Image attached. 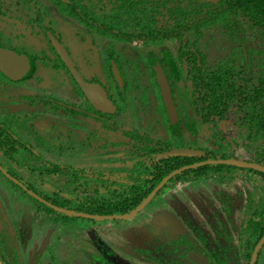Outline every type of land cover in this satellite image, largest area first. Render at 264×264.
<instances>
[{
  "label": "flooded vegetation",
  "instance_id": "af4514ba",
  "mask_svg": "<svg viewBox=\"0 0 264 264\" xmlns=\"http://www.w3.org/2000/svg\"><path fill=\"white\" fill-rule=\"evenodd\" d=\"M40 1L42 0H0V47L21 56L25 55L29 57L34 64V69L32 70L33 72L30 77L23 80H9L0 71L1 85L7 84V82L2 81V79L15 84L33 81L34 79L36 81L39 79L38 73H40V76L42 74H51L53 77L60 76V79H64L67 84L63 87V94L61 96L59 91L54 89L53 85H50L49 83L41 84L40 81L38 84L44 87H42L37 93L33 89H21L20 92H22V95L16 99L19 103H24L25 108L29 110L28 113H25L22 116L9 112L6 113L5 110H0V133L5 134V139L3 136L1 138L4 141L7 140L9 147L12 149L18 150L19 152L21 149L25 150L23 153L16 151L18 154L14 156L12 153L14 150L7 147L3 150L0 146V182H5L0 185L2 188L1 192H3L0 193L5 196L4 198L0 196V202L7 201L6 195L12 194L15 199L17 195H19L20 199L28 196L33 202L39 205V216H44L47 212L53 213L52 211H55L56 213L53 214L63 217L64 223H67L66 221H68V219L65 218H74L77 220H88L91 224H95V226L98 224L94 223V221H97L98 219L67 216L66 212L92 216L93 218L100 217L103 218L102 221L115 220L118 222H126L136 219L140 212L152 203L154 198L157 196H163L167 188H177L183 191L185 187L190 189L194 186L195 182L192 181L191 178V180L188 181L187 176L174 181L177 176L198 167L208 169L210 166H224V168H228V170L221 171V168V172L219 171L221 174L218 175V186L215 187L217 195H215L214 199L206 200L198 196L196 193L191 192L189 194V197L191 198V200L188 199L189 202L185 203L181 200L168 202L163 206L166 207L167 210L166 212H163L164 216L162 223L161 225L158 224L157 227V229L162 227V234H159V230H156L154 228L155 226H152L154 234L151 239L142 241L143 238H141V235L137 234V228L124 231L129 242L133 245H138L135 247L134 251H143V254H138V256L130 261L122 259H120V261L110 260L107 254L108 264H198V262H193L190 259V256L194 260L196 258L201 264H253L252 262L257 247L260 242L264 240V234L260 238L261 232L264 231L258 233L257 229H255L256 227L252 224L247 225L248 223H251L253 214L248 208V200L245 199L246 195L242 191V185L244 184L245 186H248L249 182L242 176L240 171L251 169H243L232 164H217L218 162L223 161H236L264 167V147L258 145L253 140L249 141L248 129L242 127L240 124L241 122L239 119L242 118V115L240 114L239 109L230 105L229 108L223 109L225 110L224 114L221 113V108L219 109V113H211L210 103L208 102V96L206 94L207 91H197V82L192 80H188L187 82V80L184 79L173 82L171 80L169 81L167 77L171 94L179 113L178 121L180 125L176 126L173 124V119L168 112V102L160 90L158 77L156 76L155 71L156 68L160 66L167 76L169 64L165 60L166 55L164 52H166L173 71L176 72L180 68L187 76V63L183 64V62L179 61L176 63V59L179 56L178 48H180V40L168 39L163 44L150 45L152 48L159 49L163 52L164 59L162 55H154L153 58L150 55L151 63L149 66H151L153 60L154 67L148 69L150 70L149 73L143 68L142 71L141 69H132L130 62L125 63L123 56L126 55L124 54H122V60L125 64L115 55H111L110 57L107 56L106 60L103 57V60L101 61L95 56H93V58L86 56L88 65L86 69L82 65L84 69L83 71L80 66V60L78 59L79 62L77 63V60H75L72 55V52L75 53L76 51L71 49L68 43L67 45L70 48L63 42L59 31L60 26L58 24L60 17L71 19L76 22L79 21L85 26L87 23L75 18L71 13H65L64 10L60 8V3H58L61 2L60 0H50L53 5L52 9L44 8ZM185 1L195 3L196 5H199L198 3L203 1L212 7H220L221 5V0L217 3L207 0ZM201 7L205 11L209 10L205 6L201 5ZM209 14L212 13L209 12ZM94 29L99 32L97 27L94 26ZM89 30L88 32H90ZM50 34H52L53 37L66 48L75 63L77 70L85 81L92 85H98L105 90L109 100L114 106L112 112H101L89 102L74 79L72 73L56 52L50 39ZM99 34L101 35L102 41L115 39L114 37L105 35L103 32H99ZM239 34L240 36L237 38L226 34V31L220 26H213L211 28L204 26L198 28V30L192 31L191 37L193 38V41L188 44V47L190 48L188 52L194 51V47L195 50H199L196 67L202 69L203 72L207 71L210 67L218 69L227 61L235 62L231 69L225 68L224 71L227 70V73L230 75L229 78L232 77L233 80L235 78H240V80H231L228 86H226L228 92L237 91L240 85L244 82L241 79H247L246 76L250 77L248 84L250 89L253 88V86H259V84H257L259 79H262L264 82V78H262L264 77L263 42L259 37H255L252 31H243ZM82 36L84 35L82 34ZM27 38L32 39L33 43L38 42L40 45V48L33 52V54H31L27 48L25 42ZM78 39L79 41L81 40V42L85 41L83 38ZM123 41L125 43L129 42L126 40ZM135 42L140 41L135 40ZM168 46L171 50L176 51V56H172V51L168 49ZM78 56L79 55L77 54V58ZM182 56H184V54ZM144 58L145 57L140 58L142 66L144 65L141 59ZM161 58L163 60H161ZM160 62H164V65L159 64ZM92 67L93 69H97V74L90 75L88 73L89 68ZM83 72L87 74V77L90 80L85 77ZM146 78H149L150 80L146 82ZM103 79H106V82H104ZM261 85L264 86V83ZM9 86L10 85L8 84L7 87ZM151 88L156 89L157 96L152 92ZM178 88L183 89L182 93H178ZM8 89L11 88H6L5 93L8 92L6 91ZM199 94L206 99H199ZM115 95L120 99V103L117 102ZM217 97H220V95ZM9 98L10 100L12 99L10 96ZM157 98L158 101L160 100L159 102H161V105H159V102L157 103L159 111V106H162L163 103L165 104L163 106H166L165 113L167 119L164 114V116L159 119L158 125H156V123L153 124V128L150 129L154 131V134L151 130L146 128L141 130L137 126L130 127L127 126L126 123L121 125V123L116 121L117 118L124 114V110H128V113L132 110L128 109V106L129 104H132L131 101L133 102V100L138 102L141 112L140 114H143V116H150L149 113H151V109L152 112H155L154 104L152 103L154 102V99ZM180 105L182 112H185L186 110L194 112V119L197 124L189 121L190 124L188 125L190 131H194L196 126H198L203 132L206 126L215 124L218 127L216 137L220 138L219 130L221 129V126L223 128L227 123L232 122L238 127V131L239 129H245L246 134L244 135L242 132L238 133L239 136L235 139L236 146L229 145L231 146L230 154L221 152L220 155H218V153L214 152L215 149H207L204 146V142L201 144L203 148H178L176 143L184 136V117L180 115ZM32 112L38 113L33 115ZM54 118L58 122V127L56 126V128L50 129L49 126L45 129L41 126V128L45 129V131L41 132L44 133V135H35L36 139H34V143L32 144L26 143L15 133L16 126H18L19 123L22 124L23 120H26L27 126L25 130L28 134L30 133L28 130L29 127L31 129H36L37 125H40L41 123L44 126H48L45 125L48 123L45 121ZM77 119H83L85 127L78 125ZM34 122H37L38 124L36 126L32 125ZM60 125L62 126L60 127ZM60 128L65 129V133L69 131L77 138L73 150L70 147L71 143L65 144L55 140L54 136H57L60 139L59 135L60 132H62ZM262 130L263 129H261L260 133L263 132ZM107 133H110L109 135L119 133L116 137L123 138L121 147H123L124 152L122 155L118 156L119 159L123 156V159L118 163L111 160L113 158V152H108L107 147H109V149H114L117 145L114 144L113 141H106ZM160 133L162 134L160 135ZM48 136L50 138H48ZM244 138H246L244 141L245 145L244 143H240ZM156 140L160 141L161 147L165 148L168 156L172 158L180 157L183 159H189L183 160L184 162H187V164L172 171L170 174H167L161 181L160 178L163 176L162 171L164 168L161 169L158 162ZM237 140L239 141L237 142ZM150 144L156 147L155 152L146 151V145ZM259 144H264L263 139ZM2 145L5 146L4 143H2ZM168 146L172 147L170 149L168 148L169 150H166ZM213 148H215L214 145ZM244 148L247 157L240 158L238 155V153H240L239 150H244ZM252 149L255 150V154L250 152ZM102 150L106 151V159L111 162L112 166L109 168L97 170L88 168V164H82L79 166L74 159V157H82L85 154L86 160L97 158L96 155H99V152ZM176 150H192L199 155L195 157L171 156L170 154ZM87 152L90 154L93 152V154L88 155ZM3 153H8L10 158L3 157ZM162 160L166 161L165 158ZM87 162L89 161L87 160ZM171 162L174 165L178 163L173 160ZM50 165L54 168H58L59 174L57 173L58 175L55 177L41 176L40 173L46 172ZM231 167H235L240 171H236L232 175L230 174ZM60 168L63 170L61 175ZM179 171L181 172L174 175ZM253 171L264 174L263 172L256 170ZM50 177L53 178V181L50 180ZM96 179H98L100 183H95L94 181ZM198 179L196 180V183L198 181L211 182L215 180L212 175H209L208 178L204 175V177L202 176ZM227 179H232V183H226V185H229L227 186L228 190L225 189L226 185H224V181L226 182ZM85 180L90 182L88 183ZM166 180L168 181L166 182ZM67 181L70 183L64 188L72 193L60 191L59 182ZM220 184L222 186H220ZM24 187L26 189H24ZM46 187H48V189H45ZM39 188H43L44 190L39 191ZM212 188L214 189V187ZM208 191L214 193V190ZM30 193H35L42 199L38 200ZM130 197H132V199H130ZM20 199H16V201L19 202ZM162 199L165 202L167 199L166 195H164ZM128 200L136 202V207L129 213L117 214L110 211L113 207L127 209V206L122 205H124L123 202H127ZM9 202L8 199V202L6 203L8 204ZM43 202H48L52 205L53 208L49 207L52 211L47 210L46 207L48 206ZM207 202H220L219 206H221L223 213L219 211L216 218L213 210L215 208L212 206L209 207ZM89 203L97 208H92L88 211L90 208L88 206ZM118 205H121V207H118ZM142 206L143 208L139 210L134 217L128 220L122 219L123 217L132 216L133 213ZM82 209H85L86 211H81ZM105 210L107 211V215L102 214ZM108 211L111 213H108ZM93 212H101V215H98L97 213L94 214ZM107 217L111 219H104ZM259 219L262 221V218ZM63 221H60V224ZM195 221L196 224H198V233H200L201 237L194 235V232L189 228V224ZM263 221L262 223H264ZM7 224H9V222L4 217L0 218V227ZM109 224L110 228L107 229L100 228L102 227V224L99 223L98 229L96 230H93L92 226L89 224L91 227V239L95 242L96 246H99L95 251L90 250L89 252V255L93 258V264H98V261L96 260L98 254L107 253L103 246H107L108 244L100 236V232L106 233L104 236L105 238L111 233V228H113L112 225H116L117 227L116 223ZM175 225L179 226L176 230H174ZM166 226L167 228L169 227L170 233L168 229L165 228ZM259 228H261V226ZM74 231L75 230L69 232L67 235H71ZM171 234L174 236L172 237ZM135 236L137 237V242L135 241ZM25 239L28 240L27 237H25ZM168 241H170V247H165V244L168 243ZM2 244H0V260L4 264H30L28 251L22 253L17 249L14 250L12 247H7L8 245L4 241ZM121 250L122 249H119V252ZM23 254L27 255L26 258H28V263H25V257ZM129 255L136 254L132 251ZM38 258H40V256H38ZM150 259L154 261L152 263L148 262V260L151 261ZM254 264H264V244L259 250Z\"/></svg>",
  "mask_w": 264,
  "mask_h": 264
},
{
  "label": "rangeland",
  "instance_id": "374dc122",
  "mask_svg": "<svg viewBox=\"0 0 264 264\" xmlns=\"http://www.w3.org/2000/svg\"><path fill=\"white\" fill-rule=\"evenodd\" d=\"M42 6L45 8L52 9L53 5L50 0H42L40 1ZM84 23H87V25L81 24L79 21L76 22L71 19H66L64 17L59 18V26H60V36H62L63 42L71 47V49H74L76 51L75 53L72 52V55L75 60H77V63L80 60V66L83 69V66L87 67L88 60L86 59V56H89L93 58V56L97 57L99 61L103 60V57L106 60V57L117 56L118 59L122 60V54L126 55L123 56L125 59V63H131L132 69H141L142 68L146 70L147 73H149L150 70L154 67L153 60L151 66V58L150 55L153 56H160L162 55L164 59V54L159 49L152 48V46H143L141 42H127L125 43L123 40L120 39H109L106 41H102L101 35L98 31L94 29V26L89 21H84ZM89 25V26H88ZM92 29V30H89ZM85 30V31H83ZM88 30L91 32H88ZM90 33V34H89ZM82 34L85 36H82ZM86 34V35H85ZM7 35V34H6ZM78 38H83V42L81 40L79 41ZM1 41V39H0ZM27 48L33 54V52L37 51V49L40 48V45L38 42L32 41V39L27 38L25 40ZM67 45V46H68ZM68 46V47H69ZM69 47V48H70ZM167 47V46H166ZM168 49L171 50L168 46ZM72 51V50H71ZM172 51V56H176V51ZM79 55L77 58V54ZM145 57L144 59H141L143 62H140V58ZM161 58V60H163ZM132 60V62H131ZM124 63V61H121ZM124 63V64H125ZM83 65V66H82ZM84 71V69H83ZM84 73V72H83ZM88 73L90 75L97 74V69L89 68ZM39 79L35 81H26L21 83H11L9 81H6L2 79V81L7 82L6 85H1L2 82L0 81V110L4 111L6 113H13L17 114L18 116H22L25 113H28L29 110L25 108L24 103H19L16 98H18L20 95H22V92H20L21 89H33L36 93L41 90L42 85H39L40 83H49L50 85H53L54 89L59 91L60 96L63 94V87L67 84V82L64 79H60V76H52L51 74H42L40 76V73H38ZM37 75V77H38ZM85 77H87V74H85ZM146 76V75H145ZM88 80H90L88 78ZM150 79L146 78V82H148ZM47 81V82H46ZM104 82H106V79H103ZM102 81V82H103ZM103 82V83H104ZM8 84L10 85L9 87ZM105 84V83H104ZM6 88H11L6 91ZM152 92L157 96V91L155 88H151ZM178 93H182L183 89L178 88ZM112 92V91H111ZM10 97H12V101L10 100ZM117 98V102L120 103V99L118 96L115 95ZM160 101V100H159ZM158 98L154 99V108L155 112L149 113L150 116H143V114H140L139 104L136 100L131 101L133 104H129L128 109L130 112L128 113V110H124V114L121 115V117L117 118V122L121 123V125H124L126 123L127 126H137L139 129L143 130L144 128L151 130L150 128H153V124L156 123L158 125L159 119L164 116H167L165 111V105L163 103L162 106H159L160 111L158 110L157 103L159 102ZM159 105H161V102H159ZM187 105V104H186ZM180 105V112L181 116L184 117V129H183V138L179 140L176 143V146L178 148H191L197 149L198 147L203 148L201 145L204 142V146L207 149L214 150L215 153H225L230 154V148L231 146H236L235 139L238 138L237 136L239 132H242V134H246L245 129H242L238 131V127L234 125L232 122L227 123L225 127L219 130L220 138H217V131L218 127L215 124H212L210 126H206L205 129L202 132V129L200 130L198 126H196V129L194 131H190L189 125L191 121L192 123L195 122L194 119V112L190 110H186L185 112H182ZM33 113V112H32ZM33 113L34 114H37ZM128 113V114H127ZM60 116V115H59ZM60 118V117H59ZM81 118V117H80ZM169 118V117H168ZM167 119V117H166ZM78 125H82L85 127L84 120L83 119H77ZM45 122H48L44 126L42 123L39 125L37 122H34L32 125H37L36 129H31L29 127V132L27 134L25 128L27 126L26 120H23L22 124H18L15 128L16 135L21 138L26 143H34L35 135L43 134L42 131H45L46 128L50 126V129L58 127L57 120L54 119H48ZM196 123V122H195ZM197 124V123H196ZM44 127L45 129L41 128ZM62 125H60L61 127ZM157 129V127H156ZM62 132H60V139L56 136H54L55 140L63 142V143H71L70 147L73 150L74 144H76L77 138L74 134L70 133L69 131L67 133L65 129L60 128ZM154 134V131L151 130ZM55 132V131H54ZM110 133H107L106 141H113L114 144L117 145L114 149H109L107 147L108 152H113V158L111 159L113 162H119L122 161L123 156L121 159L118 158L119 155H122L124 152L123 147H121V144L123 142L122 137H116L119 133L109 135ZM162 133H160L161 135ZM69 135V136H68ZM115 135V136H114ZM205 135V136H203ZM80 138V136L78 135ZM48 138H50L48 136ZM246 138L243 139L242 142L245 145ZM115 141V142H114ZM239 140H237L238 142ZM224 143V144H223ZM228 144V145H227ZM213 145L215 148H213ZM231 145V146H229ZM110 146V145H109ZM246 147V146H245ZM240 153H238L240 158L247 157L246 150L244 148L239 150ZM21 153L25 152V150H20ZM251 153L255 154V150H250ZM88 155H92L93 152L90 154L87 152ZM78 154V153H77ZM95 154V153H94ZM79 155V154H78ZM97 158H91L86 160V154L82 157H74V159L77 161V164L80 166L82 164H88V168H93L97 170H102L104 168H109L111 165V162L106 159V151L102 150L99 152V155H96ZM82 158V160H81ZM114 166V165H113ZM246 172V175L249 173V171H243ZM242 176H244L242 174ZM51 178V177H50ZM51 178L50 180H52ZM199 180V179H198ZM53 181V180H52ZM86 182H90L85 180ZM50 182V181H48ZM95 183H100L98 179L94 181ZM2 183H5L4 181ZM0 182V185L2 184ZM55 183V182H54ZM60 183V191H66L68 193H72L71 191L65 190L64 187H66L70 182H59ZM51 184V183H49ZM214 184V181L207 182V181H198L193 187L190 189H187L188 187H185L183 191L181 189L177 188H167L165 191V194L167 199L165 202L163 201L162 197L164 196H157L152 200V203L146 207L142 212H140L139 216L130 221L126 222H118V221H102L97 220L94 221V223H100L102 224V227L100 228H110L109 223H116V225H112L113 228H111V233L104 238L106 235L105 232H100V236L103 238V240L108 244L106 247H104L105 251L107 253L105 254H98L96 260L98 261V264H108V257L110 260L114 261H120L122 260H128L134 259L138 254H143V251H134L135 247L138 245H133L129 240L126 238L124 231H129V229L137 228V234L141 235V238H143L142 241H147L151 239L152 235L154 234V229L152 226H155L154 228L156 230H159L158 233L162 234V227H158V224L161 225L162 219H163V212H166V207H163L168 202H176L178 200H181L182 202H189L188 199L191 200L189 197V194L196 193L201 198H204L206 200H212L215 198V195H217L216 192L211 193L208 190L213 191L212 188ZM249 185V184H248ZM220 186H222L220 184ZM45 189H48L46 187ZM44 190L43 188H39V191ZM2 191V188L0 186V192ZM3 193V192H1ZM0 193L1 197H5ZM17 195V194H16ZM7 201L0 202V218L4 217L9 224L1 226L0 227V244L3 243V241L8 245L7 247H12L14 250L17 249L19 252H25L28 251L29 253V263L30 264H82V263H91L93 264V258L89 255L90 250H96L98 245L96 246L95 242L91 239L90 234V225L92 226L93 230L98 229V224L95 226V224H91L90 221H86L84 219H74L69 218L71 220H68L67 223H64L63 217H59L58 215H54L51 212L45 213L44 216H39V205L32 201L28 196H25L20 199L19 195L16 196V199H20L19 202L16 201L15 197L11 195H6ZM169 196V197H168ZM189 197V198H188ZM9 203L7 204L6 202ZM132 199V197H130ZM31 200V201H30ZM91 210L92 208L96 209L94 205H91L89 203L88 205ZM81 211H86L85 209H82ZM219 211L222 212L221 206L219 208ZM202 212V211H201ZM203 214V213H202ZM68 219V218H65ZM60 221L61 222L60 224ZM135 222V223H134ZM90 224V225H89ZM150 225V226H149ZM167 225V224H166ZM10 227V229H9ZM179 226L175 225L174 230H176ZM167 228V226L165 227ZM169 233L170 229L167 228ZM75 230L71 235H67L69 232H72ZM172 232V231H171ZM15 233V235H14ZM173 233V232H172ZM19 234V237H18ZM172 237L174 236L171 234ZM170 235V236H171ZM25 237L28 238V240L25 239ZM171 237V238H172ZM140 238V239H141ZM170 238V237H169ZM135 241L137 242V237L135 236ZM2 242V243H1ZM3 245V244H2ZM170 241L165 244V247H170ZM125 248V249H123ZM119 249H122L119 252ZM134 252L136 255H129L131 252ZM41 255H39V254ZM115 254V255H114ZM25 257V263H28V258L26 254H23ZM40 256V258H38ZM142 256V255H141ZM137 260V259H135ZM148 262L152 263L154 260L150 259ZM0 262L4 264L1 260Z\"/></svg>",
  "mask_w": 264,
  "mask_h": 264
},
{
  "label": "trees",
  "instance_id": "16d2710c",
  "mask_svg": "<svg viewBox=\"0 0 264 264\" xmlns=\"http://www.w3.org/2000/svg\"><path fill=\"white\" fill-rule=\"evenodd\" d=\"M70 1L72 2L71 5L58 2L60 3V8L63 9L65 13H71L72 16L82 21H88L89 19V21L92 22V25L98 28L99 32H103L109 37L119 38L129 42L136 40L140 41L145 46L163 44L168 39L180 40V48H178L179 56L176 59V63H178V61L183 62V64L187 63L188 73L186 76L180 68L176 72L173 71L167 54L164 52L166 55L165 60L169 64V72L166 70L169 81L171 80L174 82L184 79L187 80V82L188 80L197 82V91H207L206 94L208 96V102L210 103L211 113H219V109L221 108V113L224 114L225 110L223 109L229 108L230 105L238 108L242 115V118L239 119L241 122L240 124L242 127L248 129L249 141L253 140L258 145L264 147V144H259L262 139L264 143V86L261 85L264 83L263 80L259 79L257 81L259 86H253V88L250 89V86L248 85L250 77L246 76L247 79H241L244 82L240 85L237 91L228 92L226 86H228L233 78H229L230 75L227 73V70H224L225 68L231 69L235 62L227 61L218 69L210 67L207 71L203 72L202 69L196 67L199 50H195L194 47V51L188 52L190 49L188 44L193 41V38L191 37L192 31L198 30V28L204 26L210 28L213 26H220L226 31V34L237 38L240 36L239 33L243 31H252L255 37L261 39L263 42L262 46H264V0H221L220 7L209 6L203 1L198 3L199 5H196L195 3H190L185 0ZM201 5L209 10L205 11L202 9ZM208 11L212 14H209ZM183 54L184 56H182ZM159 64L164 65V62H160ZM237 80H240V78H235L233 81ZM218 95H220V97H217ZM199 99L205 100L206 98L199 94ZM261 129H263L262 133H260ZM4 135L5 134L0 133L1 148L5 150L7 147L14 150L9 147L7 140L4 141L1 138L2 136L4 137ZM1 142L4 143L5 146H3ZM156 142L158 148V162L160 168H164L162 171L163 176L160 178L161 181L167 174H170L172 171L187 164V162H184L183 160L189 159H183L180 157L172 158L168 156L165 148L161 147L160 141L156 140ZM171 147L172 146H168L166 150H169ZM145 149L148 152H155L156 147L150 144L146 145ZM16 151L18 150L12 151L14 156L19 152ZM3 157L8 158L9 154L3 153ZM164 158L166 161L162 160ZM172 160L177 161L178 163L174 165L171 162ZM220 170L226 171L228 168H224V166H210L208 169L198 167L177 176L174 181L187 176V180L189 181L192 179V181L195 182V185L198 178H201L202 176L204 177V175L208 178L209 175H212L215 179L212 187H214V192H216L215 187L218 186V175L221 174ZM62 171L63 170L60 168V175L62 174ZM236 171L239 172L240 170L235 167L230 168V174L233 175ZM245 171H249V173L246 175V172H243L242 170L240 173L244 175L243 177L249 182V185L245 186L243 184L242 191L246 195L245 199L248 200V208L253 214L251 223H248L247 225L252 224L256 227L255 229H257V232L260 233L261 231H264V223H262L264 220V174L253 170ZM57 173L59 174L58 168H54L50 165L46 172H41L40 175L55 177L58 175ZM226 183H232V179H227L226 182L224 181V185H226ZM227 186L229 185H226V190H228ZM207 203L209 204V207L212 206L215 208L213 210L216 215L215 217L217 218L220 202ZM123 204L124 205L122 206H127V209L113 207L110 211L117 214H127L136 207V202L131 200L123 202ZM118 207H121V205H118ZM46 209L52 211L49 207H46ZM52 212L56 213L55 211ZM111 212L108 211V213ZM93 213L101 215V212ZM106 213L107 211L105 210L102 214L107 215ZM259 218H262V221H260ZM68 220L71 219L68 218ZM189 225V228L194 232V235L200 236V233H198L199 227L198 224H196V221L191 222ZM260 226L261 228H259ZM263 234L264 232H261L260 238Z\"/></svg>",
  "mask_w": 264,
  "mask_h": 264
},
{
  "label": "water",
  "instance_id": "95a60500",
  "mask_svg": "<svg viewBox=\"0 0 264 264\" xmlns=\"http://www.w3.org/2000/svg\"><path fill=\"white\" fill-rule=\"evenodd\" d=\"M60 1L67 3V4H71V2L69 0H60ZM207 1L217 3L219 0H207ZM49 36H50V39L53 43L54 48L56 49V52L61 57V59L63 60L64 64L69 69V71L72 73L74 79L76 80V82L78 83L80 88L82 89L84 95L89 100V102H91V104L97 110H99L101 112H104V113L112 112L114 110V106H113L112 102L109 100L105 90L98 85H92V84L87 83L85 81V79L82 77V75L80 74V72L77 70L75 63L73 62V60L70 57L66 48L61 43H59L53 37L52 34H50ZM33 69H34V64L30 60L29 57H27L25 55L21 56L17 53H14L12 51H9L7 49H3L0 47V71L9 80L18 81V80H23L25 78H28L32 74ZM155 74L158 77V84H159L160 90L168 102V112H169L171 118L173 119L172 122L176 126H179L180 125V123L178 121V114L179 113H178V110L175 106L173 96L171 94V90H170V86L168 83L167 76H166L164 70L160 66H158L156 68ZM170 155L171 156H182V157H195V156H198L199 154H197L196 152H194L192 150H176V151L172 152ZM220 163L232 164V165H236V166L243 168V169H251V170H256V171L264 173V167L257 166L254 164H250V163H240V162H236V161L235 162L223 161V162H218L217 164H220ZM181 171H183V170H181ZM181 171L175 173L174 175L180 173ZM168 180H166V182ZM24 189H26V188L24 187ZM30 194L38 200L42 199L41 197H39L35 193H30ZM43 203L45 205H47L48 207L53 208L52 205H50L48 202H43ZM142 208H143V206L141 208H139L137 211H135L132 216L123 217L122 219L128 220V219L134 217L139 212V210H141ZM66 215L67 216L83 217V218H88V219H98V220L103 219L100 217H94L93 218L92 216H84V215H78V214L68 213V212H66ZM104 219H111V218L107 217ZM263 244H264V240L261 241L257 247V250H256L255 255H254V260L252 262L253 264L255 263V261L257 259L258 252L261 249V247L263 246ZM190 259L195 263L198 262V264H201L196 258L194 260L190 256ZM0 264H2V263L0 262Z\"/></svg>",
  "mask_w": 264,
  "mask_h": 264
}]
</instances>
